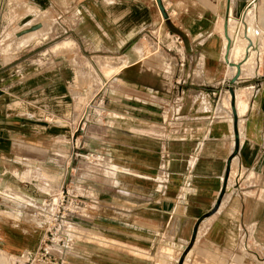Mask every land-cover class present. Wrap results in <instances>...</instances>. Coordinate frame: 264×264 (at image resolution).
Wrapping results in <instances>:
<instances>
[{"label": "crops", "instance_id": "0c3cea01", "mask_svg": "<svg viewBox=\"0 0 264 264\" xmlns=\"http://www.w3.org/2000/svg\"><path fill=\"white\" fill-rule=\"evenodd\" d=\"M159 3L0 0V251L39 249L70 165L95 241L72 232L67 264H264V0ZM32 22L56 34L8 40Z\"/></svg>", "mask_w": 264, "mask_h": 264}, {"label": "built area", "instance_id": "2783aa9c", "mask_svg": "<svg viewBox=\"0 0 264 264\" xmlns=\"http://www.w3.org/2000/svg\"><path fill=\"white\" fill-rule=\"evenodd\" d=\"M103 104L104 101L100 100L97 107H88V110L100 119L106 113L105 107H101ZM81 157L87 166H98L103 161V157L95 152H86ZM68 169L72 181L39 208L41 219L47 223L39 249L33 254L12 257L11 264H67L66 257L74 246L70 227L88 211L87 199L75 193L73 167L69 165Z\"/></svg>", "mask_w": 264, "mask_h": 264}, {"label": "rangeland", "instance_id": "374dc122", "mask_svg": "<svg viewBox=\"0 0 264 264\" xmlns=\"http://www.w3.org/2000/svg\"><path fill=\"white\" fill-rule=\"evenodd\" d=\"M48 13L47 12H44V13H40V16H38V21L37 22H41V23H45V26L47 27V29H50L51 28V26L53 25V23H54V19L52 18V17H50V15H47ZM249 17V16H248ZM250 19H251V17H250ZM249 19V20H250ZM32 23H35V22H32ZM31 23V24H32ZM30 24V25H31ZM29 25V26H30ZM29 26H24V27H22V28H20V29H17L14 33H13V36H9L8 37V40L9 41H13L14 43L15 42H17L18 41V39L16 38V36H18L17 35V33H18V31H20V30H22V29H26V28H28ZM230 26H232L233 27V33H231V37H232V39H236L237 38V31L235 30V26H233V24H231ZM45 32H46V30H44V31H40L38 34H36L35 36H32L31 38L32 39H36V38H50V37H52V36H54L55 34L53 33V31L52 30H50L49 31V35H47V36H45ZM235 33V34H234ZM15 34H16V36H15ZM47 34V33H46ZM245 36V35H244ZM243 36V37H244ZM236 37V38H235ZM30 38V39H31ZM12 42V43H13ZM10 44V43H9ZM254 44V43H253ZM10 48V50L9 51H11L12 50V48L11 47H9ZM3 50H4V48H1L0 49V51H2L3 52ZM4 53V52H3ZM258 64V63H257ZM256 64V65H257ZM255 66V65H254ZM253 66V67H254ZM252 76H254V75H252ZM226 96L228 97V95L226 94ZM101 96H98L95 100H94V102L92 103V105H94L95 103L98 105V103L100 102V100H101ZM97 107V106H96ZM101 107H104V106H101ZM89 109V108H88ZM96 118H97V116H95ZM88 152V151H87ZM79 194H81V193H83L82 191H79L78 192ZM70 231H72V232H75V233H77L78 234V241H80L81 243H84L85 241H86V238L87 237H89L90 238V240L91 241H95L93 238H92V236H88V234H86L82 229H76V228H72V227H70ZM98 241H101V239H99ZM107 241V240H106ZM108 242H110V241H108ZM31 253H33V252H31ZM12 255H9V254H7V253H5V252H3V251H0V264H11V260H12V257H11Z\"/></svg>", "mask_w": 264, "mask_h": 264}, {"label": "bare ground", "instance_id": "6f19581e", "mask_svg": "<svg viewBox=\"0 0 264 264\" xmlns=\"http://www.w3.org/2000/svg\"><path fill=\"white\" fill-rule=\"evenodd\" d=\"M249 13H251V12H249ZM248 15V14H247ZM251 15V14H250ZM249 16V15H248ZM248 16H246V18H247V22H250V16L248 17ZM246 20V19H245ZM231 21V20H230ZM244 22V21H243ZM246 22V21H245ZM41 26H40V24L39 23H32L28 28H26V29H22V30H20V31H18V33H17V35L21 38V37H23V42L24 41H29L30 40V38L32 37V36H35V34L37 33V29L38 28H40ZM248 31H249V29H247ZM32 31V32H31ZM233 31V27L232 26H230V30H229V34L231 35V33H233L232 32ZM235 34V33H234ZM248 36V35H247ZM233 37V36H232ZM236 38V37H235ZM248 39H249V37H248ZM247 39V40H248ZM236 40V39H235ZM240 40V39H239ZM21 41V40H20ZM242 41H245V36L243 37V40H241V43H243ZM240 43V41L238 42V44ZM247 43H248V46H246L245 47V45L243 46V44H240V45H238L236 48H235V46H234V52H233V54H235V58H236V60H238L239 58H240V60L243 58V56H244V58L243 59H245V56H246V53H248V59L246 60V63H247V66L246 67H248L249 69H252L253 68V66L255 65V64H257V59H258V55H259V53H258V48L256 47V45H255V43L253 44V45H250V43L247 41ZM235 45H237L236 43H235ZM244 52H245V54H244ZM232 53V52H231ZM230 56V55H229ZM234 56V55H233ZM231 57V56H230ZM229 58V57H228ZM233 58V57H232ZM228 60V59H227ZM231 60V59H230ZM245 61H243V63H244ZM230 63V62H229ZM233 63H234V61H233ZM240 63V62H239ZM238 64V63H237ZM245 64V63H244ZM243 64V65H244ZM243 67V66H242ZM236 69V68H235ZM243 69V68H242ZM245 69V68H244ZM243 69V70H244ZM238 98H239V96H238ZM228 102V101H227ZM241 102V101H240ZM244 103L245 102H243L242 101V106H244ZM238 104H239V101H238ZM239 106V105H238ZM241 106V107H242ZM245 107V106H244ZM241 126V125H240Z\"/></svg>", "mask_w": 264, "mask_h": 264}, {"label": "water", "instance_id": "95a60500", "mask_svg": "<svg viewBox=\"0 0 264 264\" xmlns=\"http://www.w3.org/2000/svg\"><path fill=\"white\" fill-rule=\"evenodd\" d=\"M158 5L161 6L160 3H159V0H158ZM225 37H226V39L228 41V44H227V47H226V58L228 59V55L230 54V51H231V48H232V40L230 39V37L228 35V25L227 24L225 26ZM247 59H248V55L246 53V56H245L244 60H247ZM228 64H230V66H232V67L237 69V74L234 77V79L232 80V82L235 83L236 80L238 79L239 75H240L241 65L240 64H232V63H229V62H228ZM230 93H231L232 98L235 99V94H234L233 90H231ZM234 103L235 102L233 101L232 102V110H233L234 115H236V110H235ZM230 164H231V162L228 163V166H229V168L227 170L228 173H230ZM217 209H218V205H216V207L214 208L213 213H215L217 211ZM193 238L195 239V236Z\"/></svg>", "mask_w": 264, "mask_h": 264}]
</instances>
